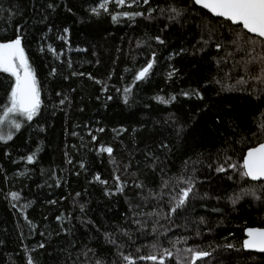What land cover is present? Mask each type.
<instances>
[{"label": "trees", "instance_id": "trees-1", "mask_svg": "<svg viewBox=\"0 0 264 264\" xmlns=\"http://www.w3.org/2000/svg\"><path fill=\"white\" fill-rule=\"evenodd\" d=\"M48 2L50 0H0V8L5 10L0 13V35L12 36L16 24L22 28L26 26V54L37 70L42 88L41 116L29 122L30 128L25 124L12 141L7 144L0 142V264H26L25 249L36 264H83L85 256L82 253L86 248L95 250L99 254L96 258L111 261L114 249L105 242L102 233L104 230L115 232L117 225L125 224V216L131 218L126 197L136 202L138 189L129 186L124 195L108 197L104 195L105 185L89 183L92 176L99 172L102 179L109 181L107 187L114 186L112 176L116 166L110 163L106 153H97L95 149L100 144L112 146L120 169L118 174L123 173L124 164L131 163V171L122 174V179L131 185V172H136L137 177L150 187L158 185L160 177L146 167L151 163L146 159V152H152L161 161H166L168 175L172 176L180 173L187 157H194L199 152L206 157L214 154L226 146L224 141L231 136L229 144L234 149L231 154L238 159L246 151V143L236 142L241 139L240 133L247 136L253 130V118L264 109V96L254 99L253 89L258 91L264 85L259 81H249L243 90L221 92L218 85L206 84L213 77L225 79V73L230 77L227 83L231 84L242 73L239 68L231 70L233 64L229 62L222 61L220 67L217 66L214 57L223 56L225 49L217 52L214 43L203 52L195 50L193 45L197 44L206 23L199 16L183 26L173 24L161 32L166 20L137 18L134 24L128 21L113 23L109 14L90 16L88 9L95 6L93 0H56L55 12L46 10ZM69 7L71 12L67 10ZM109 7L111 11L120 10L111 3ZM44 15L48 19L40 23ZM219 23L221 21L213 18V25L217 27L214 41L230 48L228 41L233 37L229 27L224 24L220 29ZM47 26L52 28L47 42L64 52L59 60L51 54L41 55L37 51V40L47 31ZM64 27L69 28L67 45L57 39V36L63 35ZM157 34L165 39L164 45H157L149 39ZM137 40L151 44L159 59L149 79L135 86L134 102L125 105L121 94L116 91H122L131 82V74L125 73L124 69L139 67L149 55L146 45L137 48ZM181 47L187 51L168 60L169 54L179 52ZM239 59L237 55L235 60ZM169 64L179 70V76L166 82L165 73ZM51 67L58 69L55 77L49 76ZM251 70L257 71L255 66ZM73 71L91 73L107 84V92L102 93L103 85L96 84L87 75L71 76ZM110 72L112 76L108 79ZM65 75L69 76L68 80L63 79ZM6 76L0 73V85ZM189 87H200L204 100L179 97L177 101L163 105L152 99L157 94L167 98L168 94ZM57 91L66 93L71 104L53 107L58 104ZM3 95L0 87V97ZM108 95L113 99L107 101L105 98ZM97 96H100L99 100ZM2 103L3 99H0ZM170 114L186 126L182 137L176 135V124ZM217 117L221 120L219 124L216 123ZM40 124L44 125L43 132L39 131ZM230 124L239 126L236 135L231 133ZM100 127L105 131L97 132ZM121 128L125 131L120 132ZM89 129L97 136V141H91ZM73 132L77 135L73 136ZM222 132L224 135H221ZM247 138L251 139L250 136ZM82 143L84 147H81ZM161 143H167L170 151L161 150L158 147ZM37 145L40 150L32 164L21 159L36 151ZM69 158L71 164L66 162ZM80 161L86 164L87 171L79 169ZM206 164L207 160L205 166H198V191L201 195L207 192L209 198L193 201L187 225L183 217H178L176 223L181 227L172 228L167 233L168 237L188 236V246H199L211 253L205 258L206 264H264V253L245 251L242 247L246 227H264V205L244 201L236 207L228 204L225 197L236 188V184L225 174L210 170ZM53 171L55 177L52 176ZM229 174L235 175L231 170ZM57 179L60 180L59 187L56 186ZM13 191L20 194L19 200H11L8 194ZM76 192L81 193L76 200L86 203L84 213L73 204ZM217 196L221 199L214 198ZM61 197L64 199L61 200ZM48 200H56L57 204H47ZM29 201L31 205L24 208ZM214 207L221 208L222 212H212ZM145 210H150V206H146ZM61 212L66 216L71 213V217L64 222L65 227L71 229L67 233L61 231V222L55 219ZM25 215L36 225L35 228L30 227L24 219ZM200 217L205 218V224L198 223ZM88 219L101 226V231L82 223ZM161 223L168 227L167 221L162 220ZM197 227L201 232L199 236L195 235ZM137 237L138 233L134 235L135 246L151 241V237ZM40 243L45 247H37ZM228 244L233 247H226ZM135 246L127 247V251L135 254ZM163 246H169L167 240ZM147 251L145 248L144 252ZM88 256L91 257L92 253ZM137 264L151 262L138 261ZM170 264H175V260H171Z\"/></svg>", "mask_w": 264, "mask_h": 264}, {"label": "snow or ice", "instance_id": "snow-or-ice-1", "mask_svg": "<svg viewBox=\"0 0 264 264\" xmlns=\"http://www.w3.org/2000/svg\"><path fill=\"white\" fill-rule=\"evenodd\" d=\"M110 3L120 10L111 11ZM93 4L95 6L88 9L90 16L99 17L102 13L109 14L113 23L128 21L134 24L137 18L147 21L166 20L167 23L163 25L161 32L170 28L173 24L183 26L190 19L199 16L206 23L203 26L197 44L193 45L195 50L203 52L206 47L214 43L217 52L222 48L225 49L223 56L214 57L217 66L220 67L222 61L229 62L233 64L231 70L234 71L239 68L242 73L231 84L227 83V79H230L228 73H225V79L213 77L212 81L206 82V84L214 83L218 85L221 92L243 90V86L248 84L249 81H259L264 85V0H93ZM56 9V0H50L46 5V10L55 12ZM67 10L69 12L72 11L70 7ZM4 11V9L0 8V13ZM213 18L221 21L218 25L220 29H223L224 24L228 25L230 35L233 37L228 41L230 48H226L224 44L214 41L217 27L213 25ZM47 19V15L42 16L40 23H44ZM25 29L26 26L22 28L21 25L16 24L12 36L0 35V73L7 74L3 78V84L0 85L4 93L3 97H0V99H3V103L0 104V142L5 144L8 141H12L25 124L30 128L31 123L29 122H33L42 114V88L37 79V70L30 63L29 55L26 54L27 35L25 34ZM51 31V26H47V31L38 38L37 51L41 55L51 54L54 59L59 60L64 52L62 49L58 51L52 43L47 42L50 39L48 32ZM62 33L63 35L57 36V39L63 40L65 45H67L69 28L64 27ZM149 39L154 40L157 45L166 43L160 34ZM142 45L147 46L149 50L148 57L139 67H126L124 72L131 74V82L122 91L121 89H116L121 94L122 102L125 105H131L134 102L133 93L135 86L149 79L159 59L157 51L152 48L151 44L144 40H137V48H141ZM117 51L119 52L120 49H117ZM185 51L187 50L181 47L179 52L170 53L168 60H172L173 56L180 55ZM237 55L240 56L239 60H235ZM133 59L135 60V57ZM68 66L69 68L72 67L71 61L68 62ZM253 66L256 67V72H252ZM168 69L165 73L166 82L179 76V70L172 64L168 65ZM57 72V67H51L49 76L55 77ZM85 75H87L88 79L94 80L96 84L103 85L101 88L102 93L107 92V84L96 79L91 73L71 72V76ZM111 76L112 73L110 72L108 79H111ZM63 79L68 80L69 76L65 75ZM121 79L123 80L124 77L122 76ZM253 93V98L259 99L264 96V88H260L258 91L253 89ZM55 96L59 99L58 104L53 105V107L63 106L66 103L71 104V100L66 93L57 91ZM179 97L194 98L199 101L204 100L200 87L181 89L178 93L168 94L167 98L157 94L152 99L160 104L169 105L177 101ZM99 99L100 96H97V100ZM105 99L110 101L113 97L108 95ZM170 118L176 124V135L182 137L186 126L178 123L174 117H171V114ZM216 123H221L220 117L216 118ZM85 127L88 126L85 125ZM238 127V125H229L233 135L237 134ZM38 128L40 132L45 130L42 124L38 125ZM96 131L104 132L105 129L100 127ZM119 131L123 132L125 129L121 128ZM72 135L75 136L77 133L73 132ZM88 135L91 137V141H97L98 138L91 129L88 130ZM117 135H119V132ZM221 135H224V133L222 132ZM240 135L241 139L236 142L246 143V151L242 152L238 159H234L231 154L234 149L229 144L232 137L228 136L224 141L226 146L219 148L216 153L209 154L207 157L203 152L196 153L194 157H187L182 164L180 173L172 176L168 175L166 161H161L152 152H146V159L151 161V163L146 164V167L156 172L157 176L160 177V183L155 187H150L145 181L140 180L136 172H131L132 181L131 185H129L127 180L122 179V174H127L131 171V163L124 164L123 173L118 174L120 169L113 156V147L100 144L95 149L96 152L106 153L110 163L116 166L112 176L114 186L112 188L107 187L109 181L102 179L99 172L92 176V180L89 183L96 182L105 185L104 195L108 197L117 194L124 195L126 188L130 186L138 189L136 192L138 199L133 202L126 197L129 211L132 213L131 218L125 216V224L117 225L115 232L104 230L102 233L105 242L113 246L114 259L107 261L104 258H96L99 254L91 248H86L84 253H82L85 256L83 264H137L138 261L151 262V264H170L173 259L175 264H198V262L206 264L205 258L211 255L209 251L203 250L199 246H188V236L180 235L173 239L169 238L167 233L172 228L181 227V225L176 223L178 217H183L185 225H187L189 208L193 201L197 199L203 201L209 198L207 192L201 195L198 191V166H205L206 160V166L210 170L217 174H225L228 180L236 184V188L225 197L228 204L236 207L241 201H244L264 205V109L253 118V130L247 134L251 139L249 140L243 133H240ZM81 139L83 140V138ZM84 146L82 143L81 147ZM158 147L161 150L168 149L170 151L167 143H161ZM39 150V145H37L36 151L30 152L27 156H22L21 159L28 164H32L36 160ZM5 155H8V153H5ZM65 156L68 157L67 152ZM66 162L71 164L72 160L69 158ZM13 163H16V161H13ZM157 168H159L158 172ZM79 169L87 171L86 164L83 161L79 162ZM229 170L235 175L229 174ZM76 174L79 173L77 172ZM19 175H24V173H19ZM52 176L55 177V171L52 172ZM56 186H60L59 179L56 180ZM8 195L11 200L20 199V194L15 191L10 192ZM80 196V192L75 193L73 204L79 207L81 213H84L86 211V203H79L76 200ZM214 198L217 200L221 199L219 196ZM60 199L63 200L64 197ZM46 203L55 205L57 201L48 200ZM30 205L31 201L26 203L24 208ZM146 206H150V210L146 211ZM211 211L219 213L222 212V209L214 207ZM70 217L71 213L66 216L64 212L55 217L58 222H61L62 232L71 231L64 225V222ZM24 219L31 228L36 227L26 215ZM162 220L168 222V227L161 223ZM82 223L95 228L98 232L101 231V226L95 224L91 219L83 220ZM198 223L200 225L205 224V218L200 217ZM137 233L139 234L137 238L151 237V241L135 246L134 235ZM200 234V229L197 227L195 235L199 236ZM245 234L247 238L243 240V248L264 253V227H248L245 229ZM165 240L168 241V247L163 246ZM180 245H183V247H180ZM130 246H135V254L127 251V247ZM37 247L44 248L45 245L40 243ZM226 247L231 248L233 245L228 244ZM145 248L148 249L147 253L144 252ZM27 253L28 250L25 249L26 264H36L34 258ZM88 253H92V256H88Z\"/></svg>", "mask_w": 264, "mask_h": 264}, {"label": "water", "instance_id": "water-1", "mask_svg": "<svg viewBox=\"0 0 264 264\" xmlns=\"http://www.w3.org/2000/svg\"><path fill=\"white\" fill-rule=\"evenodd\" d=\"M254 227H257V226H254ZM246 228H248V227H246ZM245 228V229H246ZM245 229H244V231H243V235H244V237H243V239H242V247H243V240L244 239H246L247 237H246V234H245ZM244 249V248H243ZM245 251H250V252H256V253H262V252H259V251H256V250H251V249H244Z\"/></svg>", "mask_w": 264, "mask_h": 264}]
</instances>
